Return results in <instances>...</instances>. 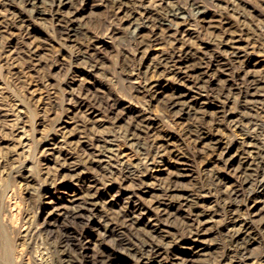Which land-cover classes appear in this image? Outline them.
Segmentation results:
<instances>
[{
	"label": "rangeland",
	"instance_id": "374dc122",
	"mask_svg": "<svg viewBox=\"0 0 264 264\" xmlns=\"http://www.w3.org/2000/svg\"><path fill=\"white\" fill-rule=\"evenodd\" d=\"M53 1L43 0L42 6L47 13L42 18H32L23 0H0V264L5 248L10 255L6 264H54L48 238L62 229L64 220L56 219V225L47 226L45 218L53 211L50 209L73 195L76 188L71 182L73 173L81 180L80 184L93 178L106 197L112 194L122 198L130 191L140 193L146 188L158 189L162 180L159 181L157 175L161 174L167 180V177L176 179L175 174L181 173L178 186L183 189L180 190L197 197L190 208L180 209V217L168 222L166 239L184 238L187 222H191L193 211L199 207L197 210L204 211L199 220L208 222L206 239L210 248L205 255L195 258L198 262L184 261L181 259L187 253L180 246L167 243L164 246L167 252L163 259L165 264L257 262L258 257L247 259L236 254L224 229L231 222V212L246 203L251 189L249 185L239 183L238 177L244 170L242 161L247 156L242 153V144L252 146V166L248 173L255 179L259 159L254 157L260 150L255 143L264 136V86L260 85L254 95L245 100L242 93L247 82L238 77L240 61L251 63V70L258 78L264 76V0H195L207 11L203 22L191 27L183 25L182 30L188 29L187 32L176 37L168 33V38L154 36L144 28L140 32L145 40L141 47L131 39V25L137 17L132 13L135 6L130 5L131 2L124 11L130 8L133 15L125 17L123 13L114 15L111 1L89 0V5L77 19V36L74 41H69L58 27L57 16L53 13L55 6L51 7ZM170 1L186 6L190 0ZM80 4L81 0H72V6L63 9L64 14L80 9ZM26 26L30 29L29 34L25 31ZM177 37L180 40L177 41ZM180 41L190 46L195 55L179 61L178 65H198L212 54L227 55L231 59L233 51L239 52L240 61L232 58V62L221 65L222 68L214 65L207 68L208 64L202 63L198 66L203 80H207L200 83L201 87H192L190 80L177 84L172 75L153 72L151 64L161 54L178 52ZM96 44L102 46L97 52L94 50ZM148 82L155 87L152 91L144 88ZM157 88H163L165 95L154 98L152 93ZM175 88L187 92L193 103L205 102L208 112L204 114V120L165 108V102ZM215 117L219 126L211 120ZM210 139L220 141L215 150L208 142ZM103 145L114 149L109 159L104 158ZM224 153L232 157L221 160ZM101 156L115 168V175L106 172V165L93 162ZM68 164L72 171L64 169ZM146 164L151 165L147 167ZM128 168L134 170L133 179L124 178L123 171ZM161 170L163 172L158 173ZM226 186L239 192V198L223 197ZM252 197L249 207L263 205L264 190ZM8 202L15 211L13 216L9 214ZM101 216L102 213H98L96 218ZM109 217L113 237H101L104 241L95 254L96 264H101L111 251L114 253L109 264L135 263L122 253L123 244L140 248L143 242L149 241V233L134 229L117 214ZM10 221L14 227L10 226ZM72 224V235L83 234V242L93 241L97 233L102 234L95 224L88 226L86 221L80 220ZM252 229L258 240L253 249L256 256L264 248L263 234L258 222L252 223Z\"/></svg>",
	"mask_w": 264,
	"mask_h": 264
},
{
	"label": "bare ground",
	"instance_id": "6f19581e",
	"mask_svg": "<svg viewBox=\"0 0 264 264\" xmlns=\"http://www.w3.org/2000/svg\"><path fill=\"white\" fill-rule=\"evenodd\" d=\"M23 1L28 8L27 12L29 13V16H31L32 18L33 17L42 18L47 13V11L44 9V6H42L43 0H23ZM88 1L89 0H81V4H80L81 8L75 9L74 11L72 10V13L70 12V14L67 13L66 15L64 14L63 9H65L66 7L72 6V0H54L51 3V7L55 6V10L53 13H54V15L57 16V20L59 22L58 27L65 34L67 40L74 41V39L76 38L77 33H78V26H77L78 20L77 19L80 17L81 12H83L85 10V7H87L89 5L90 2H88ZM91 1L95 2L93 0H91ZM102 1H111L112 2L111 9H112V12L114 13V15H116V16H119L121 13H123V15L125 17L132 16L133 15L132 13L137 15L136 18L134 16L132 17L133 19L135 18L134 19L135 22L132 23V25H131L132 28H131L130 34H131V39L135 42L136 46H140V47L145 42V40L143 39V35H141V33H140L142 31V29H144V28L149 29V32L154 36L159 35L162 38H165L168 35V33H171V36L176 37L181 32L182 33L187 32L188 29L182 30L183 25L188 24L191 27L192 24L196 25L200 21L203 22V20H205V15L207 14V11L201 9V6L195 0L188 1V3H187L188 5H186V6L179 5L177 2L170 1V0H102ZM129 2H131V4ZM127 3H129L132 6H135L134 7L135 9H133L132 13L129 10L130 8L128 10L124 11V8H126ZM75 7H77V6H75ZM220 7L221 6H219V8ZM18 13H19V11H18ZM16 14H17V12H16ZM130 14H132V15H130ZM222 15L223 14H221L220 16H222ZM119 18H122V17H119ZM209 20H211V19L209 18ZM227 21H229V20H227ZM25 25H26V23H25ZM28 26H26L25 31H27L29 34L30 29ZM208 29H210V28H208ZM218 31H219V29H218ZM210 32H211V30H210ZM183 37L186 38V36H183ZM166 38H168V36ZM178 38L179 37L176 38L177 41H178ZM179 40H180V38H179ZM185 40L183 39L182 41H185ZM224 41L225 40H223V42ZM159 42L162 43L161 41H159ZM224 43H227V42H224ZM94 47H95L94 50L97 52L100 50V48L102 46L96 44ZM103 48H105V47H103ZM204 51H206V50H204ZM194 55L195 54L193 53V51H191L190 46H188V45L186 46L185 43H182L181 47L178 49V52L172 53L170 55H167V54L159 55L151 64L152 65V71L155 73L159 72L161 75L164 74L165 72H166V74L168 73V74L172 75L174 82L177 84L180 83L182 85L185 83L186 80H187V82L190 80L192 83V87L193 86L201 87L200 83L202 81H204L205 79L203 80V78H202L203 75H202L201 70H200L201 68H199L200 66H198V65H202V63H204V64H208L207 68H209L212 65L216 66L217 68L218 67L222 68L221 65H226V66L229 65V63L232 62V60H231L232 58H233V61H236V62L240 61L239 52L233 51V52H231V59L227 55H225L223 57L220 55L212 54V55L208 56L207 60H205V59L201 60L200 59L202 62L201 61L198 62V65H193V64L191 66L189 64L178 65L179 61L181 62L183 60H187ZM197 56H199V55H197ZM203 57H204V55H203ZM222 57H223V60H226V61L221 63V61H223ZM92 64L94 65L93 62H92ZM239 64L241 66L238 69V77H241V79L243 78L244 81L247 82L246 87L244 88V93H242V96L245 100H248L249 97L254 95V93L259 89L260 85L264 86V76H262V78H258L259 76L255 75V72L253 70H251L252 64L249 63L248 61L247 62L240 61ZM236 65H237V63H236ZM226 66H225V68H226ZM95 67H97V66H95ZM143 70L148 71L144 68H143ZM211 72L212 71H210V73ZM144 73H146V72H144ZM228 74H229V71H228ZM208 75H210V74H208ZM155 78H157V77H155ZM216 81H219V80L216 79ZM239 81H241V80H239ZM144 88L148 89V91H152L153 88H155V87L152 85V82H148L145 84ZM188 88H191V87H188ZM223 89H224V87H223ZM223 89H222V91H223ZM79 90H81V89H79ZM171 93L172 92H170V94ZM259 93H263V92H259ZM162 94H164L163 88H157L152 93L154 98L156 96L162 95ZM224 94H225V92L221 93V95H224ZM187 95H188L187 92H181L180 90H178V88L177 89L175 88L173 90V93L171 94V96H169L167 98V100L165 99L166 100V102H165L166 107L165 108H167L171 111H174V112H185L187 115H196L197 117L199 116V118L201 120H204V114H206L208 112V111L206 112V108L204 106L205 102L202 100L203 103H198L197 101L195 103H193L192 98H188ZM193 104H195V105H193ZM243 108H245V107H243ZM136 114L138 115V113H136ZM132 117H134V116H132ZM213 119H214L215 124L219 126V124H217L218 118H216V117L211 118V120H213ZM91 120H92V118H91ZM220 120H221V118H220ZM139 126H140V124H139ZM62 128H65V127H62ZM218 140L216 139V141H215L214 139H210V141H208V142H210L211 145H213V150H215L214 147L217 146V143L220 142ZM129 142H130V140H129ZM255 144H258L260 147V150H258L257 155L254 157V159L255 158L259 159V162H258V169L259 170L257 169L256 178L252 179L251 174L248 173V170L252 166V158H251L252 156L250 157V155L252 153V151H250L252 149V146L250 147V145L243 142L242 153L244 155L247 154V156L246 157L244 156L245 159H243V161H242L244 170L242 173H240V176L238 178H239L240 185H245V186L249 185V187L251 189H250L248 196L246 198V203H244L241 207L237 208L236 211L231 212L232 213L231 217H230L231 222L229 225L226 226V228L224 230L226 232V235H228L230 240L233 242L232 244H234V246H235V253L236 254L240 255L243 258H247V259L252 258V257H258V261L254 262L252 264H264V248L256 256H254V254H253L254 245L257 243L258 240H257L256 233L253 232V229H252V223L258 222L259 231H260V233L263 234L262 242L264 244V203H263V205L261 204V206L257 205L255 207V205H254L253 208L251 205H250V207L248 205V202L252 200V198H253L252 196L254 193H257V192L264 190V136L261 139H259L258 142L256 141ZM101 148L104 149L103 151L105 152L104 158L109 159L110 158L109 154H112L114 149L109 147V146H105V145L101 146ZM46 149L50 150L49 147H46ZM163 151H165V150H163ZM234 151H236V150H234ZM52 155H53V153H52ZM228 156L232 157V155H230V154L228 155V153H224L223 155H221L220 159L221 160L226 159V161H227ZM104 158L101 156L100 159H98V161H93V162L98 163L100 165H104V166L106 165L105 166V168L107 169L106 172H108L110 174V176L115 175V170H114L115 168H112L109 165L108 160L106 161ZM248 158H251V159L248 160ZM69 164L65 165L64 169H66L67 171H72L69 168ZM137 164H139V163H137ZM149 165H151V164H146L147 167H149ZM164 171H166V170H164ZM238 171L241 172L240 170H238ZM161 172H163V170L158 171V173H161ZM123 173L125 175L124 176L125 179H129V178L133 179L134 178V170H132L130 168L124 170ZM169 174L170 173H168V176H169ZM180 174L181 173L175 174L176 177H174V178H176V179L167 177V180H165L166 178L163 179V175H161V174L157 175L156 176L157 179L159 181L162 180L157 185L158 189L156 187L155 188H146L145 187L146 189H144V190L142 189L143 191L140 193L136 192V191H130L127 194L126 198H122L119 195L117 196V195H112V194H109V196L106 197L105 194L102 191H100L99 188L96 187L95 181H92L93 178L91 179V181H88L87 183L85 182V184L83 182H82V184H80L81 180L78 177H75L74 176L75 174L73 173L70 176V177H72L71 182L74 183V185L76 187L73 190V195L66 198L64 203L57 204V206H55L54 209H50L53 211H50L46 215V218H45V224L47 226L56 225L55 224L56 222L54 221L56 219L57 220L60 219V221H62L61 220V218H62L64 220L62 229L56 230L54 232V234H52V236L48 238L49 246H50V250H51L50 252H51V255L53 256V263L54 264H64L65 262H67L68 264H88V263L96 264L97 262L95 261V254L97 253L100 245H102V242L104 241V240H102V238L113 237L112 236L113 227L108 222V220H110L109 216H111L113 214H117L120 217H122L124 219V221L127 224H129L131 227H133L134 229H136L138 231L143 229L145 232L149 233V239H148L149 241L143 242L142 246L140 248L135 249L132 246H130L129 244H123V251L124 252H122V253H124L127 258L133 260L135 262L133 264H165L163 259H166V257H164V255L167 252H166V249L164 248V246H167V243H171V242L173 243L172 244L173 247L174 246L175 247L180 246V249L184 250L187 253V254H185V258L181 259V260L198 262L199 260H197L195 258H199L200 256L205 255V251L210 248V243L206 239V235H207L206 234V227H207L208 222H202L199 220L201 214L204 213V211L197 210L199 207L193 211L194 217L191 220V222H187L188 230H187L186 236L184 238H182V239L177 238V240H173V239L167 240L166 239V237H168L167 234L169 232L168 228H167V226H169V223H170L169 221L172 219H175V218L177 219L178 217H180V215H181V212H179L180 209L182 207H189L190 208L193 205V202L195 200L194 197H197V196H194L193 193H189L185 190L181 191L183 188L181 189L178 186V177H179L178 175H180ZM61 177L64 178V176H62V174H61ZM150 177H148V178H150ZM154 179H155V177H154ZM216 180L218 181L219 179H216ZM146 183L148 184V182H146ZM222 183H224V182H222ZM242 188H244V187H242ZM256 190H258V191H256ZM156 191H158L160 193H157ZM155 193H157V194H155ZM238 193L234 188H232V186H226L222 192L223 197L235 198V199L239 198ZM120 199H124V200L126 199V201L122 202V201H120ZM224 201H226V200H224ZM123 203H125V205H122ZM8 204H9V214L13 216L15 211H14L11 203L8 202ZM116 208H119V211H117L118 209L116 210ZM98 213H102V216L99 219L96 218ZM186 216H188V215H186ZM185 218H187V217H185ZM43 220H44V218H43ZM78 220L86 221L85 225H88V226L95 224L96 229L101 230L102 234L97 233L96 239H94L93 241H90L87 239L83 242L81 239L83 234H81L79 237H77L76 235H72V232L70 231V230H72L71 224L74 221H78ZM60 221H59V224H60ZM9 224L11 227H14L12 221H10ZM43 224H44V221H43ZM60 226H62V225H60ZM45 232L47 233V230ZM260 247H261V244H260ZM113 253L114 252H112V251L109 252L106 259H103L102 262H100V263L101 264H107L106 262H108V264H109L110 260L112 259L111 255ZM230 255H231V253H230ZM1 256H2V264H6L7 260L9 259V256H10L9 252L6 250V248L3 249V254ZM174 258L178 259V255L174 254ZM201 260H200V263H202ZM210 262H208V264H218L219 261H214L212 263H210Z\"/></svg>",
	"mask_w": 264,
	"mask_h": 264
}]
</instances>
